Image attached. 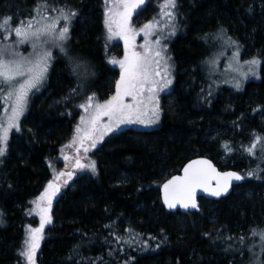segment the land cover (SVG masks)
I'll list each match as a JSON object with an SVG mask.
<instances>
[{"label": "trees", "instance_id": "trees-1", "mask_svg": "<svg viewBox=\"0 0 264 264\" xmlns=\"http://www.w3.org/2000/svg\"><path fill=\"white\" fill-rule=\"evenodd\" d=\"M42 2L0 0V19L11 17L15 27L18 21L31 18ZM47 3L50 8L42 14L56 16L51 7L77 12L68 41L78 52L75 59L92 62L96 71L85 64L86 79H77L69 57L55 64L46 83L50 90L34 100L19 130H10L7 151L0 156V264H25L18 252L26 229L40 223L33 201L68 166L64 157L76 148L66 146L85 115L79 105L93 95L91 89L95 95L105 93L102 78L111 67L102 51L113 47L104 42L105 0ZM176 7L181 33L170 44L175 83L158 100L159 126L121 124L94 148L89 145L83 164L94 161L95 173L72 164L71 179L66 184V176L58 181L61 187L52 200V222L45 226L38 264H248L245 246L234 243L245 236L244 230L239 231L246 222L264 226V152L260 148L254 155L245 151L255 136L264 137V0H176ZM220 28L242 44L244 54L262 58L259 80L247 82L242 89H221L209 80L206 58L213 49L208 47V36ZM78 29L80 34L73 37ZM14 39L12 34L6 42ZM4 42L0 35V43ZM117 44L121 55L123 44ZM92 73L99 74L97 79ZM89 80V94L83 93ZM100 96L95 97L96 103L105 101H99ZM105 120L101 119V125L107 124ZM209 129L214 134L218 131L217 137L212 139ZM223 154L231 157L222 165L245 177L230 195L217 200L223 217L217 221L202 217L203 204L199 213L186 217L165 209L160 186L168 176L179 172L193 156L219 159ZM252 171L256 175L248 176ZM243 187L255 192L252 198L242 190L232 200ZM195 215L201 217L197 220Z\"/></svg>", "mask_w": 264, "mask_h": 264}, {"label": "snow or ice", "instance_id": "snow-or-ice-1", "mask_svg": "<svg viewBox=\"0 0 264 264\" xmlns=\"http://www.w3.org/2000/svg\"><path fill=\"white\" fill-rule=\"evenodd\" d=\"M144 3V0H105L104 24L107 29L108 39L119 36L124 40L123 59H111L109 63L119 65L120 77L115 82V94L105 100L103 103H93L95 94L87 97V102L79 105L84 109L85 115L80 118V124L76 127L72 141L66 147H75L77 156L74 167L77 169H91L96 171L94 161L88 164L81 163L79 153L83 149L84 153L89 151L86 143L94 148L97 142L103 139V136L111 132L114 127H119L125 123H138L151 125L159 120V101L157 95L160 91L167 88L172 80L168 77L167 59L162 55L163 49L155 50L148 44L143 45V53L134 50L132 41L135 33L130 27V20L133 12ZM165 7L174 9L175 0H165ZM50 5L47 0L38 3L34 9V15L26 20H20L15 27L12 26V18L4 17L0 19V35L4 40L14 34L17 38L16 45L30 43L33 53L30 57H24L18 51L14 50L13 45L0 44V100L5 105L11 106L10 113L6 107V123L0 120V156H4L7 151L9 131L15 128L19 130V118L23 115L28 101L29 93L34 89L38 90L44 80L52 58V52L47 46H58L60 51L67 55L64 43L69 38L70 25L77 12L70 8L51 7V11L57 12L56 16H49L47 13ZM170 20H174L175 13L171 10L164 13ZM39 17V19H37ZM63 21V27H59ZM155 29L153 22L146 23L142 31L147 37ZM174 34V32H173ZM217 40H223L228 46L235 45L236 51L233 53V60L240 67L239 63V45L226 37L223 30L214 37ZM156 45L160 40H156ZM69 63L74 74H80L83 68L86 71L84 62L69 57ZM261 60L257 57L245 61L248 66L247 72H240V76L247 79L248 75L255 76L256 68ZM163 69V70H161ZM159 78V79H157ZM235 86H241L240 80L235 82ZM130 98V102L128 99ZM102 117L108 118V123L101 125ZM264 152V137L255 136L252 143L245 149L249 155H254L257 147ZM227 148L228 145L226 144ZM230 150V149H229ZM64 159L67 161L68 156ZM248 176H255L254 171L248 172ZM67 177L63 180L66 184L71 179V172H61L54 175L53 180L49 181L43 193L33 201L35 211L39 215V226H28L25 238L18 255L25 261V264H36V252L40 247V241L43 239L45 226L51 224L52 200L60 191L61 177ZM245 177L237 172H219L207 159H196L190 161L183 168L182 176H172L163 184V199L168 208H175L177 204L181 207L198 208L195 200L197 189H203L210 195L220 197L227 193L233 180L239 181ZM215 187H212V183ZM131 231V230H129ZM251 235L259 237L261 241V250L264 252V230L252 229ZM117 241L121 237H116ZM231 239V238H229ZM241 243L244 237L239 238ZM159 247V245H157ZM254 255H256L254 253ZM255 264H264L259 258Z\"/></svg>", "mask_w": 264, "mask_h": 264}, {"label": "rangeland", "instance_id": "rangeland-1", "mask_svg": "<svg viewBox=\"0 0 264 264\" xmlns=\"http://www.w3.org/2000/svg\"><path fill=\"white\" fill-rule=\"evenodd\" d=\"M176 3V0H175ZM173 11L175 13V18L174 20H170L164 13L167 11ZM103 14V22H104V13ZM54 17V16H53ZM79 22V21H78ZM83 22V19L80 20V24ZM85 22V19H84ZM148 22H153L155 24V29L153 31L150 32V34L146 37L144 34V31H142L143 26L148 23ZM63 21L60 22V24L58 25L59 27H63ZM104 24V23H103ZM105 25V24H104ZM77 26V24L75 25ZM130 27L133 30V32L135 33V38L132 41V45L134 46V50L137 52H144V48L143 45L148 44L151 48L155 49V50H159V49H163L164 51L162 52V55H164L167 59V65H168V77L169 79L172 80V83L165 89H163L162 91H160L157 95V99H161L162 95L168 91L171 90V88L173 87V84L175 83V75L173 73L174 70V61L172 59V56L170 55V44L172 42H174V40L180 35L181 33V26L179 24L178 18H177V7H175L174 9H168L167 7H165V0H144V3L136 9L135 12H133L131 20H130ZM77 28L75 27L74 30H76ZM221 30H223L224 34L226 37H231V39L233 41L236 42V44L239 45V63H240V67L239 69H237V65L233 60V53L236 51V47L235 45L233 46H228L223 40H217L214 39L213 37L219 33ZM80 30L78 29L76 31V34L74 33V36H78L80 33ZM174 32V34H173ZM103 33H104V37H105V41L106 43L110 44V47L113 46L111 48V50L109 49H103L102 51L108 55L107 59L108 62L109 60L115 58L117 60L119 59H123L124 56V48H125V44H124V40L122 37L116 36L113 37L112 39H108V33H107V29L103 28ZM69 38H70V32H69ZM68 38V39H69ZM159 39L160 40V44L156 45V40ZM208 42H210L208 44L209 49H213L212 51L209 52V55L206 58V65L207 67H205L206 71H207V76L209 78V80H213L214 83L219 84L220 88H224V87H236L235 86V82L237 80H240L241 86L239 88H244L245 84L249 81H254V80H259L261 78V65H262V58L258 55L255 54H251V55H246L244 54V50L242 47V44L236 39L234 38L229 31L226 28H220L217 30V32L212 33L211 36H208ZM16 40L17 38L15 37L14 40H10L8 42H4V43H0V44H9V45H13L14 50L18 51L20 54H22L24 57H30L31 54L33 53V48L31 47L30 43H24V44H20V45H16ZM214 40L213 44L212 41ZM121 42L122 45V53L121 55H119L118 52H116L117 48H120L121 46L119 44H117L118 42ZM103 42V43H104ZM104 45V44H103ZM48 50L52 52V58L49 62V66H48V70H47V74H46V79L44 80L42 86L36 90L34 89L31 93H29L28 96V101H27V106L26 109L23 113L22 116H20L19 118V125L21 124V121L27 117L28 112L34 102V100L36 98H40L43 95V92L47 93L48 90H46L47 87V82L50 80V77L52 78V70L57 67L55 64H58V62H62L65 59L67 60V57H72V58H77V51L73 52V48L70 45V42L67 40L64 43V48L67 52V55H65L64 53H62L59 49L58 46L53 47V46H47ZM108 47V48H110ZM82 56H80L81 58ZM253 57H257L261 60L260 65L257 66L256 68V75L253 76L251 74L248 75L247 79H244L240 76V72H247L248 71V66L244 64L245 61H248L250 59H252ZM84 62V64H87L89 66H93L94 64L92 62H89L88 60L86 61H82ZM99 62V61H98ZM106 62V60H105ZM107 63V62H106ZM111 65L110 67V71H108V73L105 74V76L102 78V84L105 86V93L103 95L100 96L99 95H95V97L97 98V96L99 97V101H104L106 99H108L109 97H111L112 95L115 94V82L116 80L119 79L120 77V68L119 65H113L111 63H109ZM95 70V66L92 67ZM87 69V68H86ZM163 70V69H161ZM87 71L89 72V70L87 69ZM96 71V70H95ZM86 71L85 69H81L80 70V74H76L77 79H86ZM93 76H97L99 74H95L92 73ZM159 79V78H157ZM82 83V82H80ZM89 86L91 85V81H87L85 83V85L83 87H85L86 89H83L82 87V91L83 93L87 92L89 88ZM232 89V88H231ZM95 92V91H94ZM93 92V90H89L90 94H95ZM87 92V94H89ZM94 99L93 103L95 104L97 102V99ZM128 102H130V98H127ZM3 107L4 109H2L3 111H0V120L4 121L6 123V119H5V109L7 107L9 113L11 110V106L9 105H5L4 101H3ZM107 117H103L102 119H106ZM160 119L151 125H143V124H138V123H125L123 125H135L138 127H156L159 126L160 124ZM262 120L264 122V116H262ZM26 121V120H25ZM105 123H108V118L107 120H105ZM124 127V126H122ZM214 129H209V136L213 139L215 137H217V135L219 134L218 131H213ZM10 133V131H9ZM16 138V137H15ZM89 147V145L87 146ZM256 150H259V146L257 147ZM91 151L90 147H89V151L87 153L83 152V149L80 150L79 153V157L81 160V163H84L83 160L86 159L88 153ZM239 158L243 156V152H238L237 153ZM69 157L68 161V166L64 169V173H67L68 170H70L73 165L75 164V159L77 156V152L76 149L70 154V155H66ZM231 157V155H226L223 154L222 156H220L219 161L221 162H226L229 160V158ZM258 161V160H257ZM262 167H264V164L262 165ZM248 189V190H247ZM242 190H246V194L248 193V197L252 198V193H255L254 191H251V189L249 187H243V188H239L236 193L234 194V196L232 197V200L236 198V195L241 192ZM238 199H240L239 201L241 202L243 199L242 197H238ZM232 202H230L231 204ZM229 204V205H230ZM203 211L200 212L201 216L206 217L208 216V220L211 221H217L218 219H220L221 217H223L222 215L224 214V211L221 210H217V206L219 205V203L215 200H207L205 202H203ZM232 209V206L230 207ZM253 208V207H252ZM251 208V209H252ZM205 211V212H204ZM204 212V213H203ZM235 213H237L236 211H234ZM185 214H180L178 216L181 217H186L184 216ZM200 215H195V217L198 220V217H201ZM242 215H240V217L238 219H240L241 221H243V217H241ZM225 219V218H222ZM251 220V219H250ZM224 221V220H223ZM241 224V223H240ZM246 227L244 229H242L239 232H242L244 230L245 232V236L247 239H244L245 241H243V243H241L240 240L235 241L234 244L236 245H244L245 249H246V255L248 256L247 259H249L248 264H255V261L257 258L260 257V255L262 254V250H261V241L259 239V237H253L251 235V230L252 229H257V230H264V226L262 227H258L255 225V221L251 220L249 222L245 223ZM185 225V223L183 224V226ZM241 227V225H239V228ZM239 248H241L242 246H238ZM39 253H40V247L37 249L36 252V264H38V260H39ZM254 253L256 255H254ZM264 257V254H263ZM260 259V258H259ZM261 260V259H260ZM262 261V260H261Z\"/></svg>", "mask_w": 264, "mask_h": 264}, {"label": "water", "instance_id": "water-1", "mask_svg": "<svg viewBox=\"0 0 264 264\" xmlns=\"http://www.w3.org/2000/svg\"><path fill=\"white\" fill-rule=\"evenodd\" d=\"M196 159H207V160H210L212 162V164L215 166V168L217 169V171L219 172H237L239 173L240 175H242L238 170L236 169H233V168H230V169H227V170H221L219 168V166L216 164V162L214 161V159L211 157V156H207V155H197V156H193L192 158H190L181 168V170L177 173H174L170 176H168L161 184L160 186V196H161V202L163 204V206L165 207L166 210L170 211V212H177V211H180L182 213H189V212H195V211H199L200 208H201V200L200 198H204V199H215V200H219L223 197H227L231 192H232V189H233V186L234 185H238V184H242L244 182V179L242 180H239V181H236V180H233L229 186V189H228V192L227 193H224L222 194L220 197H215V196H212L210 195L208 192L204 191L203 189H197L196 191V195H195V200H196V203L198 205V208H183L181 207L179 204H177V206L175 208H168L167 205L164 203V199H163V184L166 183L169 179L172 178V176H182L183 175V168L184 166H186L190 161L192 160H196ZM243 176V175H242ZM212 187H215V183L213 182Z\"/></svg>", "mask_w": 264, "mask_h": 264}, {"label": "flooded vegetation", "instance_id": "flooded-vegetation-1", "mask_svg": "<svg viewBox=\"0 0 264 264\" xmlns=\"http://www.w3.org/2000/svg\"><path fill=\"white\" fill-rule=\"evenodd\" d=\"M214 161L216 162V164L219 166V168L221 169V170H227V169H230V167L228 166V165H222L223 163L221 162V161H219V159H214ZM236 186H238V185H234L233 186V189H232V191H234V188L236 187ZM232 193V192H231ZM230 193V194H231ZM208 199H202V201H201V203L203 204V202H205V201H207ZM202 210V207L200 208V211ZM199 211V212H200ZM198 212V213H199ZM182 213V212H181ZM196 213V212H195Z\"/></svg>", "mask_w": 264, "mask_h": 264}, {"label": "bare ground", "instance_id": "bare-ground-1", "mask_svg": "<svg viewBox=\"0 0 264 264\" xmlns=\"http://www.w3.org/2000/svg\"><path fill=\"white\" fill-rule=\"evenodd\" d=\"M181 170V169H180ZM180 212V211H179Z\"/></svg>", "mask_w": 264, "mask_h": 264}]
</instances>
